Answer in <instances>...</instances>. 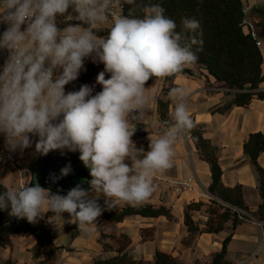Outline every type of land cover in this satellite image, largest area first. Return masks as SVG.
I'll list each match as a JSON object with an SVG mask.
<instances>
[{
    "label": "clouds",
    "instance_id": "1",
    "mask_svg": "<svg viewBox=\"0 0 264 264\" xmlns=\"http://www.w3.org/2000/svg\"><path fill=\"white\" fill-rule=\"evenodd\" d=\"M123 3L136 5V0ZM137 8L125 15L122 0H0L4 148L23 152L35 144L42 156L55 150L79 152L91 176L89 189L78 184L66 195L33 185V180L5 185L0 210L9 216L35 224L50 213L48 222L58 228L62 225L53 218L67 213L69 223L91 232L104 211L147 202L155 191L154 177L173 167L178 138L195 127L185 88L169 90L171 122L164 121V131L155 138L149 136L147 151L137 148L132 137L154 99L146 83L175 77L196 63L202 28L195 17H183L178 30L159 3ZM58 18L75 22L60 27ZM89 58L104 65L96 78L102 91L93 95V87L83 84L65 92ZM71 171L67 165L51 179Z\"/></svg>",
    "mask_w": 264,
    "mask_h": 264
},
{
    "label": "crops",
    "instance_id": "2",
    "mask_svg": "<svg viewBox=\"0 0 264 264\" xmlns=\"http://www.w3.org/2000/svg\"><path fill=\"white\" fill-rule=\"evenodd\" d=\"M242 2L244 6L249 7L246 20L254 24L257 31L261 28L260 34L263 38L260 40V49L263 53L264 1L242 0ZM246 30L247 28H245ZM100 34L105 35L106 30ZM194 68L198 69L197 67ZM163 86L164 82L159 88H154L151 91L148 82L146 83L148 94L156 100ZM177 86L188 91L186 103L192 119L202 126L205 137L220 149L219 161L223 171L224 184L229 187L241 184L245 205L248 209L255 211L261 202L258 190V174L251 159L244 153V143L250 133L264 132V100H254L248 107H234L225 114L213 113L211 110L214 107L231 99V96L226 95L224 89L214 79L207 81L204 75H179L174 81V87ZM214 88L219 90H213ZM261 89L264 90V82L261 84ZM97 90L98 83L93 87V93ZM151 108L152 104L150 103L141 122L147 133L139 136L135 142L137 148L143 147L145 151L148 150L150 143L149 136L155 138L164 131L158 116L157 105L152 118L150 117ZM151 129H159V132L148 133ZM174 148L173 167L165 173L157 175L167 179L184 180L195 174L202 187L208 189L212 179L210 166L200 158L191 134L187 132L181 135ZM34 155L36 156L35 153ZM126 162L131 163L127 160ZM259 163L264 166V153L260 156ZM0 181L7 186L11 182L13 187L16 182V174L0 166ZM153 184L155 191L144 204H151L155 207L163 205L171 210L174 219L169 220L165 216L156 218L128 216L122 222L108 220L104 213L118 212L131 205L121 203L114 209L103 212L96 222L94 231H81L78 236L72 238L66 232V225L68 224L62 222L59 217H54L53 222L62 225V227L56 228L49 223L55 243L63 247L57 255L58 263L93 264L96 259L117 255L121 248L123 251L130 252L136 260L141 261H153L156 251L159 250L171 254L174 258H180V260L188 261L186 258V254H188L190 259L204 258L205 263H210L213 255L221 250L224 238L233 231V237L228 245V261L231 264H264V237H261L259 228L252 221H241L235 229H233L232 223L228 222L225 230L219 234L202 233L196 235L193 244L194 251L191 252L189 247L182 248L179 240L180 234L188 233L184 222L185 207L191 203H202L192 213L194 220L201 228H204L209 217L210 202L189 191L179 192L162 181H155ZM99 202L103 206V197L100 198ZM147 227L150 228L151 235L143 241L141 229ZM111 235H115L116 238H112ZM121 235H126L129 240L124 241V237L122 238ZM219 237L220 239L217 240L216 238ZM35 243L34 237L16 235L13 237V246L12 249L10 248L8 256H11L16 264H32L34 259L30 250ZM104 245H108V248Z\"/></svg>",
    "mask_w": 264,
    "mask_h": 264
},
{
    "label": "trees",
    "instance_id": "3",
    "mask_svg": "<svg viewBox=\"0 0 264 264\" xmlns=\"http://www.w3.org/2000/svg\"><path fill=\"white\" fill-rule=\"evenodd\" d=\"M159 3L166 10V15L176 21L178 30L181 18L195 17L200 21L202 28L203 46L198 53V60L193 65L186 67L179 75L200 76L204 75L207 81L214 79L224 89L231 99L221 105H217L211 111L225 114L234 107H248L254 100H264V90L261 84L264 82V57L259 47V41L263 38L260 33L253 37L245 31V12L242 0H136V5L123 3L124 13L137 5ZM258 32V31H257ZM197 67L202 73H196ZM104 71V69H102ZM164 78L167 86L163 87L166 99L158 101V112L161 124L164 121L171 122L170 107L172 101L168 97L169 90L174 87V81L179 76ZM98 74L94 77L97 78ZM110 78L105 73V79ZM75 84V85H74ZM78 81L71 83L76 90L80 86ZM102 91V85L98 84L97 92ZM194 121V120H193ZM195 127L189 131L195 143L200 158L206 161L211 170V182L208 190L224 202L233 206L249 210L254 217L264 223V166L259 163V158L264 153V132L250 133L244 143V153L251 159L258 174V190L261 202L255 211L245 205L243 186L238 184L234 187L226 186L223 182V171L219 161L220 149L212 141L205 137L202 126L195 121ZM5 184L0 181V192L4 191ZM209 217L204 228L193 218V210L202 203H191L185 207L184 222L187 232L196 236L202 233L219 234L224 231L226 224L231 222L233 229L241 222L238 215L225 208L215 200H211ZM196 206V207H195ZM106 218L114 222H122L128 216L160 217L165 216L169 220L174 218L171 210L165 206L155 207L144 204L140 207H125L118 212L104 213ZM47 214L35 224H30L27 219H17L9 216L8 212L0 210V264H16L11 256H3L1 250L11 248L13 237L23 235L34 237L35 245L30 250L36 264H58L57 255L62 246L55 243L52 229L49 226ZM66 232L71 237L80 234L75 224L66 225ZM233 231L222 241V248L213 255L207 264H231L227 259L228 245L233 237ZM116 238L115 235H111ZM124 241L129 238L126 235ZM108 248V245H104ZM93 264H180L171 254L156 251L153 261L136 260L128 251L119 250V253L109 258H99Z\"/></svg>",
    "mask_w": 264,
    "mask_h": 264
},
{
    "label": "built area",
    "instance_id": "4",
    "mask_svg": "<svg viewBox=\"0 0 264 264\" xmlns=\"http://www.w3.org/2000/svg\"><path fill=\"white\" fill-rule=\"evenodd\" d=\"M259 1H264V0H259ZM120 10H121L120 8L117 9V11ZM122 11L124 12L123 4H122ZM244 12H245V16L249 12V7L246 5L244 6ZM74 22L75 21H67L64 18H58L59 26H64L67 25L68 23H74ZM245 23H246L245 28H247L246 32L250 33L253 37H256L258 32L255 25L248 22L246 19H245ZM0 31H3L2 25H0ZM259 47H260V41H259ZM263 57H264V52H263ZM0 63H2V58H0ZM69 91H76V89L73 86H71V83L65 86V92H69ZM145 132L146 130L142 125V123L137 124L135 134L132 137L133 141L135 142L138 139V137L143 135ZM34 153L36 154L35 144H33L32 147L25 149L23 152L17 150L15 153H9L4 148L3 137L0 136V166L7 168L16 174V182L13 187L18 186L20 184H26L29 182L30 172L28 169V164L30 163V158H31L30 156L34 155ZM154 179H158L164 182H169L170 185L179 192L189 191L198 194L202 198L204 197L209 201L215 200L223 207L229 208L231 209L232 212L236 213L241 221L254 222L260 230L261 237H264L263 222L258 221L249 210H246L241 207L233 206L227 202H224L217 196L210 193L208 189H204L202 187L199 178L195 174L190 175L188 178L184 180L165 179L157 175L154 177Z\"/></svg>",
    "mask_w": 264,
    "mask_h": 264
},
{
    "label": "water",
    "instance_id": "5",
    "mask_svg": "<svg viewBox=\"0 0 264 264\" xmlns=\"http://www.w3.org/2000/svg\"><path fill=\"white\" fill-rule=\"evenodd\" d=\"M77 153L66 149L63 152L51 151L46 156L36 153V159L28 164L30 180H33L32 184L39 183L44 188H50L52 193L60 195H66L71 188L78 184L86 190L89 189L88 181L91 180L89 170L86 167L74 169ZM67 165L71 166L72 171L67 176L60 177L53 182L51 176L53 174L60 176V170ZM78 178H83L85 181L77 183L76 179Z\"/></svg>",
    "mask_w": 264,
    "mask_h": 264
},
{
    "label": "rangeland",
    "instance_id": "6",
    "mask_svg": "<svg viewBox=\"0 0 264 264\" xmlns=\"http://www.w3.org/2000/svg\"><path fill=\"white\" fill-rule=\"evenodd\" d=\"M261 28H259L258 29V33H260L261 31ZM102 69H104V65L102 64V63H99V62H93L92 61V59H85V61H84V68L81 70V72H80V74H79V76H78V79L77 80H75V81H73V82H71L72 84L73 83H75V82H77L78 81V83L79 84H87V85H89V86H91V87H94V86H96V84H97V82H96V78L94 77L96 74H99L100 72H102ZM194 71H196V73H201V71L199 70V69H195L194 68ZM201 76V75H200ZM163 82H164V86L163 87H165V86H167L168 84H165V80H163V79H160V80H154V79H150L149 81H148V87H149V90H153L154 88L155 89H157V88H159L162 84H163ZM75 85V84H74ZM211 87V86H210ZM221 87V86H220ZM222 88V87H221ZM213 90H219V89H217V88H214ZM167 97H166V92H165V90L162 88V90H161V92H160V94L158 95V97H157V100L156 99H153L152 101H151V104H152V108L150 109L151 111H150V117L152 118L153 117V115H154V111H155V106L157 105V110H158V101L159 100H161V99H166ZM172 108H174V104H173V102L171 103V107H170V118H171V112L173 111L172 110ZM172 110V111H171ZM158 116H159V112H158ZM152 130V129H151ZM149 131L148 133H158L159 132V129H154V130H152V131ZM147 132H145L144 134H146ZM136 142V141H135ZM80 155V153L78 152L77 153V156L76 157H78ZM31 158H30V160H35L36 159V156L35 155H32V156H30ZM126 162V161H125ZM127 163V162H126ZM129 164V163H128ZM158 176V175H157ZM160 177V176H159ZM164 178V177H163ZM165 179H167V178H165ZM171 180H175V179H171ZM155 181H161V180H158V179H154L153 180V182H155ZM162 182H164V181H162ZM165 183H167L170 187H172L171 185H170V183L169 182H165ZM13 184V183H12ZM11 182L8 184L9 185V187H12L11 185ZM203 199H206V198H204L203 197ZM207 200V199H206ZM207 201H209V200H207ZM100 203V202H99ZM142 205H144V203L143 204H138V205H128V206H130V207H140V206H142ZM127 206V207H128ZM123 208V207H122ZM125 208V207H124ZM119 210V209H118ZM68 219H69V217H68V214L67 213H64V218L63 219H61L60 218V220L62 221V222H64L65 224H69V222H68ZM174 219V218H173ZM229 232V231H228ZM141 235H142V239H143V241H145V240H147L149 237H150V235H151V231H150V228H145V229H141ZM222 237V236H221ZM195 239H196V236H192V235H190L189 233H187V234H180V238H179V240H180V243H181V247L183 248V247H186V248H190L189 250L192 252V251H194V243H195ZM217 240H219L220 239V237L219 238H216ZM179 243V244H180ZM13 246V245H12ZM12 246H11V249H12ZM147 250V249H146ZM9 251H10V248H8V249H3V250H1V254L3 255V256H8V254H9ZM188 254H186V258H188V261H184V260H180V258H176V260L180 263V264H207V263H205V260H204V258H200V259H196V260H193V259H190L191 257L189 256ZM13 259V258H12ZM22 259V258H21ZM191 260H193V261H191ZM57 262H58V260H57ZM32 264H36V261H34V263H32ZM59 264V263H58Z\"/></svg>",
    "mask_w": 264,
    "mask_h": 264
},
{
    "label": "flooded vegetation",
    "instance_id": "7",
    "mask_svg": "<svg viewBox=\"0 0 264 264\" xmlns=\"http://www.w3.org/2000/svg\"><path fill=\"white\" fill-rule=\"evenodd\" d=\"M79 156L76 157V163H75L74 169H80L82 167H85L84 164L82 163V161L79 159ZM84 181H85V179H83V178L76 179L77 183L84 182Z\"/></svg>",
    "mask_w": 264,
    "mask_h": 264
}]
</instances>
